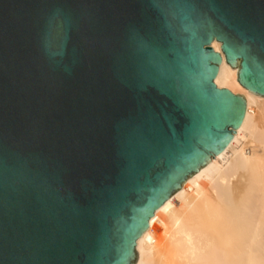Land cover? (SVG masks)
I'll return each instance as SVG.
<instances>
[{
    "label": "water",
    "instance_id": "water-1",
    "mask_svg": "<svg viewBox=\"0 0 264 264\" xmlns=\"http://www.w3.org/2000/svg\"><path fill=\"white\" fill-rule=\"evenodd\" d=\"M172 2L162 19L154 0H0V264H135L148 218L243 118L213 41L264 95V0Z\"/></svg>",
    "mask_w": 264,
    "mask_h": 264
},
{
    "label": "bare ground",
    "instance_id": "bare-ground-1",
    "mask_svg": "<svg viewBox=\"0 0 264 264\" xmlns=\"http://www.w3.org/2000/svg\"><path fill=\"white\" fill-rule=\"evenodd\" d=\"M219 89L243 96V118L209 162L162 202L135 239V264H264V95L237 81L221 52ZM213 157V158H212Z\"/></svg>",
    "mask_w": 264,
    "mask_h": 264
},
{
    "label": "snow or ice",
    "instance_id": "snow-or-ice-1",
    "mask_svg": "<svg viewBox=\"0 0 264 264\" xmlns=\"http://www.w3.org/2000/svg\"><path fill=\"white\" fill-rule=\"evenodd\" d=\"M155 6L159 11V14L162 19H167L170 17V14L175 9L176 5L172 2V0H154ZM50 28L54 27L62 30L64 26V21L61 18H53L49 22ZM130 40H132L138 49L145 50V46L142 41H139L135 35L130 36ZM158 71L156 67L154 54L150 51L145 50L144 55L142 57H133L130 65V72L133 78H150L153 76L155 72ZM145 106L147 105V100L141 101ZM162 148L164 150L169 149V145L162 144Z\"/></svg>",
    "mask_w": 264,
    "mask_h": 264
}]
</instances>
